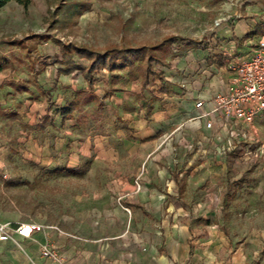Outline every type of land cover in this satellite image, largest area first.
I'll return each instance as SVG.
<instances>
[{"label":"crops","instance_id":"obj_1","mask_svg":"<svg viewBox=\"0 0 264 264\" xmlns=\"http://www.w3.org/2000/svg\"><path fill=\"white\" fill-rule=\"evenodd\" d=\"M263 34L264 0H236L213 18L200 41H187L185 55L174 61L154 58L151 67L156 73V65L161 77L150 75L145 84L140 71L139 77L127 75L131 63L100 69L91 86L79 70L58 73L62 66L56 60L52 65L30 63L46 102L44 109L34 104L17 112L21 161L82 173L92 188L54 217L27 214L20 201L11 210H0V222L44 227L29 239L13 235L15 242L0 241V264H256L231 251L215 229L203 232L186 220L185 200L186 183H215L225 168L219 156L225 128L213 117V127L206 128L208 118L198 117L225 87L224 53L244 54ZM55 58H60L59 49ZM85 62L78 64L85 68ZM9 80L4 83L15 94L29 92L22 79ZM198 101H203L202 109L195 107ZM189 210L215 212L219 207L194 205ZM46 242L57 246L62 263L38 256L39 244Z\"/></svg>","mask_w":264,"mask_h":264},{"label":"rangeland","instance_id":"obj_2","mask_svg":"<svg viewBox=\"0 0 264 264\" xmlns=\"http://www.w3.org/2000/svg\"><path fill=\"white\" fill-rule=\"evenodd\" d=\"M74 1L77 0H50L51 3L33 0L26 8L10 1L0 9V57L12 59L15 64L13 70L2 75H7L10 83L22 79L21 86L29 91L17 95L8 83L5 85L6 77H0V107L5 110L0 114L2 211L13 209L20 201L27 214L54 217V212H66L77 195L92 188L82 173L54 171V167L21 161L17 112L28 110L34 104H41L44 109L46 102L29 64L39 61L52 65L58 48L51 41L38 42L27 58L17 41L33 44L36 40L30 38L32 34L46 32L61 43L74 41L94 48L112 44L134 49L145 47L156 59L174 61L185 55L190 47L187 41H200L211 29L213 18L219 17L226 4L236 0H85L90 7L80 16L77 26L63 30L61 21ZM167 35L175 37L172 44L153 48ZM144 59V52L139 56L129 55L132 67L128 68L127 75L139 77L138 67ZM78 63L85 65L86 62ZM154 67L157 75L152 78L161 77L159 68ZM249 127L255 131L254 142L235 134L222 139L219 156L225 168L217 182L203 181L200 188L199 183H186L189 194L185 200L188 208L185 218L200 226L203 232L206 227L215 229L228 241L231 251H239L256 264H264V112ZM247 129L244 128L246 133ZM8 144L9 149L5 150ZM194 205H216L219 211L191 212L189 209Z\"/></svg>","mask_w":264,"mask_h":264},{"label":"built area","instance_id":"obj_3","mask_svg":"<svg viewBox=\"0 0 264 264\" xmlns=\"http://www.w3.org/2000/svg\"><path fill=\"white\" fill-rule=\"evenodd\" d=\"M224 55L228 71L225 87L222 92H218L210 98V110H201L198 117L208 118L205 124L206 128L213 127L211 120L213 117L225 128L227 137H233L235 134L240 138H248V141L254 142L256 135L246 133L244 128L249 127L255 118L264 112V34L257 41L251 42L244 54L224 53ZM202 106L203 101H198L195 104L197 109H202ZM139 190L140 184L135 182V191ZM125 211L130 213L129 208H125ZM42 229H44L43 226L32 222L16 223L15 225L0 222V241L13 240V235L29 239L33 232ZM38 256L52 262H63V257L57 246L49 242L39 244Z\"/></svg>","mask_w":264,"mask_h":264},{"label":"trees","instance_id":"obj_4","mask_svg":"<svg viewBox=\"0 0 264 264\" xmlns=\"http://www.w3.org/2000/svg\"><path fill=\"white\" fill-rule=\"evenodd\" d=\"M10 1H14L23 8H26L33 0H0V9ZM47 2L51 3L50 0H47ZM61 6L62 4L59 2L57 8L60 9ZM89 7V3L85 0H77L72 2L68 7L67 15L61 21V29L70 30L72 27H76L78 24V19L85 11L89 9ZM30 38L35 39V43L24 44V40L17 41V44L20 45L25 51V56L27 58L30 57V52L35 49L36 43H46L51 41L59 49L60 58H56L55 60L62 67L58 70V73L67 75L73 71L79 70L82 72V75L89 86L92 84V76L95 72L99 71L100 69L113 71L124 68L125 66H129L130 62L128 61V56H139L142 55L143 52L145 54V59L142 66L139 67L142 83L145 84L150 75L156 74L151 67V62L155 61V59L150 54V52L145 49V47L134 49L123 45L112 44L103 48H94L85 44H78L74 41L61 43L59 40L54 39V37L46 32L32 34ZM173 39L174 38L171 36L165 37L159 43L153 45V48L159 47L164 43H170ZM74 58L77 60L87 61V66L85 68L82 67L77 63V61L74 60ZM14 68V60L0 57V73L13 70ZM15 88L16 91H20L18 86ZM42 92L48 95L46 91L42 90ZM65 112L67 111H61L62 114H65ZM2 113L3 112L0 109V114Z\"/></svg>","mask_w":264,"mask_h":264}]
</instances>
